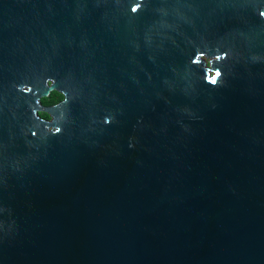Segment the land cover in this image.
Segmentation results:
<instances>
[{"label":"water","instance_id":"water-1","mask_svg":"<svg viewBox=\"0 0 264 264\" xmlns=\"http://www.w3.org/2000/svg\"><path fill=\"white\" fill-rule=\"evenodd\" d=\"M161 7L180 24L163 49L144 43ZM261 10L0 0V264H264V60L249 59L264 57ZM189 41L240 53L222 87L191 65ZM45 77L81 94L64 133L41 143L24 130ZM25 80L39 90L17 92Z\"/></svg>","mask_w":264,"mask_h":264},{"label":"clouds","instance_id":"clouds-1","mask_svg":"<svg viewBox=\"0 0 264 264\" xmlns=\"http://www.w3.org/2000/svg\"><path fill=\"white\" fill-rule=\"evenodd\" d=\"M108 3V0H97V3ZM123 0H112L117 6L122 4ZM130 13L132 15L138 14L145 7V0H138V2H132L129 0ZM160 19L156 22V25L148 32L145 33L144 43L147 46H152L163 49L166 41H171L173 44L175 40L170 35L171 32H179L180 24L173 23L167 19L169 13L168 9L161 7L157 10ZM259 16L264 19V10L259 11ZM183 22H189L186 17L183 18ZM190 43L194 44L195 47V58L191 60V65L197 67L203 65L204 76L203 79L206 83L213 87H222L226 83V77L232 75L231 62H239L241 59L240 53L236 52L232 47H226L223 45H218L215 48L209 46L206 41L201 44H195L192 41ZM135 47L137 50L140 48V44L136 43ZM224 48L221 51V48ZM211 53V54H210ZM151 60L155 61V57H150ZM253 63H258L264 60V57L253 54L249 57ZM229 62L225 66V62ZM186 74L191 75V72L186 70ZM43 85L50 89V92L46 96L40 97L38 103L41 107H36L35 105H30L33 123L28 125L24 130V135L27 137L31 133V137L39 140L41 143H46L48 139L52 136L62 135L65 131V125L71 122L70 107L69 105L77 100L80 96V89L67 84L64 90H60L56 87L57 80L53 77L43 78ZM169 84L168 81H165ZM171 87V85H169ZM17 92H22L24 94H32L34 91H38V87L27 82L25 80L22 83L14 85ZM55 99V103L51 104L50 100ZM46 106H51L52 108H57L58 112L54 115L53 113L43 110ZM183 113L192 116L193 113L190 109L184 108ZM116 121L115 115H107L103 118L102 123L107 125ZM95 123V121H93ZM187 131V127L185 126ZM134 137L129 140V147H134L133 141ZM29 147H37L40 145H33L31 141H28ZM16 170H20V162L17 161L14 164ZM2 182V181H0ZM0 209L5 210L9 216H11V209L0 207ZM11 227L8 231L2 232L4 236L9 235L14 229V222H12Z\"/></svg>","mask_w":264,"mask_h":264},{"label":"flooded vegetation","instance_id":"flooded-vegetation-1","mask_svg":"<svg viewBox=\"0 0 264 264\" xmlns=\"http://www.w3.org/2000/svg\"><path fill=\"white\" fill-rule=\"evenodd\" d=\"M49 92H50V91H49ZM50 103H51V104H54V103H55V99H54V98L51 99V100H50ZM49 107H51V106H46L45 108H49Z\"/></svg>","mask_w":264,"mask_h":264}]
</instances>
